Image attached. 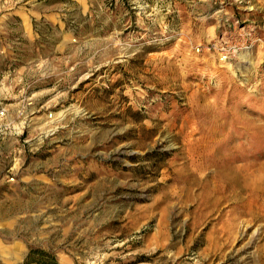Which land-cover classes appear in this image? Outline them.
Wrapping results in <instances>:
<instances>
[{
    "label": "rangeland",
    "instance_id": "1",
    "mask_svg": "<svg viewBox=\"0 0 264 264\" xmlns=\"http://www.w3.org/2000/svg\"><path fill=\"white\" fill-rule=\"evenodd\" d=\"M0 109V264H264V0H0Z\"/></svg>",
    "mask_w": 264,
    "mask_h": 264
},
{
    "label": "trees",
    "instance_id": "2",
    "mask_svg": "<svg viewBox=\"0 0 264 264\" xmlns=\"http://www.w3.org/2000/svg\"><path fill=\"white\" fill-rule=\"evenodd\" d=\"M34 264H57V263L52 257H50L49 260H44V261L36 260Z\"/></svg>",
    "mask_w": 264,
    "mask_h": 264
},
{
    "label": "built area",
    "instance_id": "3",
    "mask_svg": "<svg viewBox=\"0 0 264 264\" xmlns=\"http://www.w3.org/2000/svg\"><path fill=\"white\" fill-rule=\"evenodd\" d=\"M3 116H4V110L0 109V124H1Z\"/></svg>",
    "mask_w": 264,
    "mask_h": 264
},
{
    "label": "bare ground",
    "instance_id": "4",
    "mask_svg": "<svg viewBox=\"0 0 264 264\" xmlns=\"http://www.w3.org/2000/svg\"><path fill=\"white\" fill-rule=\"evenodd\" d=\"M224 157V156H223ZM221 160V159H220ZM225 161V160H224ZM226 163V162H225ZM263 166V165H262ZM224 167V166H223ZM259 168V167H258ZM261 168V167H260ZM232 169V168H231ZM224 170V169H223ZM234 176V175H233ZM214 178V177H213ZM264 179V178H263ZM214 180V179H213ZM224 181V180H223ZM222 183V182H221ZM245 185V184H244ZM251 186V185H250ZM243 189V188H242ZM255 190V189H254ZM259 191V190H258ZM230 195V194H229ZM233 197V196H232ZM238 198V197H237Z\"/></svg>",
    "mask_w": 264,
    "mask_h": 264
}]
</instances>
